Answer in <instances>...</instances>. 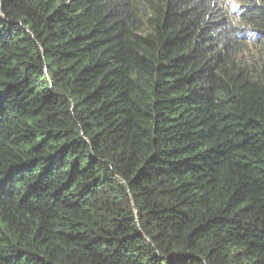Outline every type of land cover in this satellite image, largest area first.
<instances>
[{
	"label": "trees",
	"instance_id": "trees-1",
	"mask_svg": "<svg viewBox=\"0 0 264 264\" xmlns=\"http://www.w3.org/2000/svg\"><path fill=\"white\" fill-rule=\"evenodd\" d=\"M0 264H264V0H0Z\"/></svg>",
	"mask_w": 264,
	"mask_h": 264
}]
</instances>
